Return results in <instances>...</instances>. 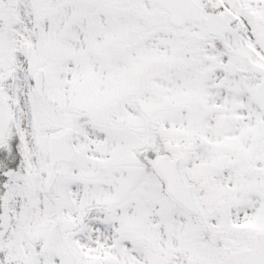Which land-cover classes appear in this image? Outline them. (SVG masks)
Returning <instances> with one entry per match:
<instances>
[{
  "label": "snow or ice",
  "instance_id": "snow-or-ice-1",
  "mask_svg": "<svg viewBox=\"0 0 264 264\" xmlns=\"http://www.w3.org/2000/svg\"><path fill=\"white\" fill-rule=\"evenodd\" d=\"M0 264H264V0H0Z\"/></svg>",
  "mask_w": 264,
  "mask_h": 264
}]
</instances>
